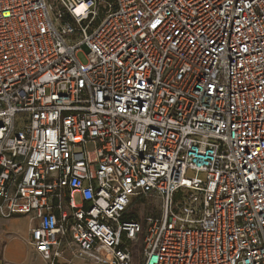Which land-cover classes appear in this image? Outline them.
<instances>
[{
    "label": "built area",
    "instance_id": "obj_1",
    "mask_svg": "<svg viewBox=\"0 0 264 264\" xmlns=\"http://www.w3.org/2000/svg\"><path fill=\"white\" fill-rule=\"evenodd\" d=\"M19 217L50 264H264V0H0Z\"/></svg>",
    "mask_w": 264,
    "mask_h": 264
},
{
    "label": "crops",
    "instance_id": "obj_2",
    "mask_svg": "<svg viewBox=\"0 0 264 264\" xmlns=\"http://www.w3.org/2000/svg\"><path fill=\"white\" fill-rule=\"evenodd\" d=\"M24 221L29 223L28 229L26 230L21 228V224ZM30 222H33L30 217H19L2 224L9 232L13 234V236L7 238L6 243L4 244L6 258L2 257V262L6 261L13 264L27 263V257H30V247L27 245V241H29L30 238ZM20 250H24L22 255L18 253Z\"/></svg>",
    "mask_w": 264,
    "mask_h": 264
},
{
    "label": "rangeland",
    "instance_id": "obj_3",
    "mask_svg": "<svg viewBox=\"0 0 264 264\" xmlns=\"http://www.w3.org/2000/svg\"><path fill=\"white\" fill-rule=\"evenodd\" d=\"M79 58L83 63H86V56L84 54H79ZM76 201L77 203H79L80 199L77 197ZM151 206L152 205L148 206V204L146 205L145 203V205L143 206L141 205L140 207H138L137 210H138L139 216L142 217L146 212H149L148 207H151ZM28 226H29V223L27 221H24L21 224V228L24 230L28 229ZM30 226L31 227L33 226V222H30ZM5 243L0 242V262H2V257L6 258V252H4ZM139 249L141 251V248H138L136 257L132 264H141ZM23 252L24 250L18 251L20 255H22ZM29 252H30V257H27L26 264H50V263L44 262L43 260L40 259V257L35 255L34 252L31 250V248H29ZM54 264H97V263H95V261L90 258L80 259V258H77L74 254L63 253L61 256V259H59V261L55 262Z\"/></svg>",
    "mask_w": 264,
    "mask_h": 264
},
{
    "label": "trees",
    "instance_id": "obj_4",
    "mask_svg": "<svg viewBox=\"0 0 264 264\" xmlns=\"http://www.w3.org/2000/svg\"><path fill=\"white\" fill-rule=\"evenodd\" d=\"M125 221H128V222H137V221H139V217H138L137 212H135V210H134L132 213L128 214L126 216V218H125Z\"/></svg>",
    "mask_w": 264,
    "mask_h": 264
}]
</instances>
